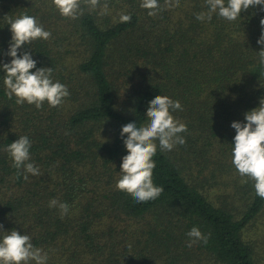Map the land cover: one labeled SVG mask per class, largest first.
I'll return each mask as SVG.
<instances>
[{"label":"trees","instance_id":"trees-1","mask_svg":"<svg viewBox=\"0 0 264 264\" xmlns=\"http://www.w3.org/2000/svg\"><path fill=\"white\" fill-rule=\"evenodd\" d=\"M141 3L100 0L92 10L82 0L71 19L52 0H0V63L11 62L5 18L33 16L51 37L18 55L29 51L37 68L51 67L70 93L58 107L18 105L0 67V238L13 229L29 235L47 264H264V199L232 163L231 127L264 98V11L200 21L206 0H159L153 16ZM121 14L131 21L120 22ZM156 95L182 105L172 115L186 124V142L171 151L156 142L152 179L164 191L140 203L116 187L128 154L120 132L149 123ZM21 136L42 173L27 180L5 151ZM52 199L68 213L49 207ZM194 226L207 242L189 247Z\"/></svg>","mask_w":264,"mask_h":264},{"label":"clouds","instance_id":"clouds-1","mask_svg":"<svg viewBox=\"0 0 264 264\" xmlns=\"http://www.w3.org/2000/svg\"><path fill=\"white\" fill-rule=\"evenodd\" d=\"M82 0H52V3L64 17L77 19L82 14ZM95 10L100 5V0H84ZM179 0H176L178 5ZM208 11L198 13L196 19L211 20L212 15L235 21L240 14L250 7L260 6L264 11V0H206ZM165 6H173L171 0H165ZM141 7L149 10L148 15H156L160 9L159 0H142ZM108 5H103L102 14H106ZM120 22L131 21L130 14H121ZM5 23L10 25L12 33L9 48L6 53L11 57L10 63H0L5 72L4 85L8 89L9 99L16 97V104L25 102L41 108L46 101L50 107L60 106L64 99L70 95L66 85L52 79L51 67L37 68V61L32 59L29 51H20L22 46L30 45L37 39L48 40L51 33L33 16L27 14L17 18L6 17ZM260 24L262 31L257 44L261 45L258 52L260 63L264 65V18ZM36 69L34 72L30 71ZM182 110L179 101H174L168 96L156 95L147 106L146 116L149 123L137 127L136 122H130L121 128L120 135L127 150V155L122 157L120 179L117 181L118 190L130 194L137 202L143 203L158 198L164 191L162 186L153 183L152 174L155 168L153 157L157 152V141L162 150L171 151L177 144L183 145L186 141L181 133L187 131V126L174 118L172 112ZM231 127L235 129L234 144L232 148V163L241 177H248L254 181L256 195L264 199V98L260 100L259 107L244 114V122L233 121ZM104 142V141H103ZM31 141L27 136H21L11 142L7 151L13 161V167L23 169L24 179L28 174L40 176L42 173L38 166L30 162ZM19 174V173H18ZM246 180L241 183H246ZM49 207H58L62 215L69 211L66 202L52 199ZM2 228V226H0ZM3 232V231H0ZM0 238V264H47L48 255L42 249L34 247L31 237L20 234L13 229ZM190 237L188 246L203 240L207 242L198 227H192L187 233Z\"/></svg>","mask_w":264,"mask_h":264}]
</instances>
